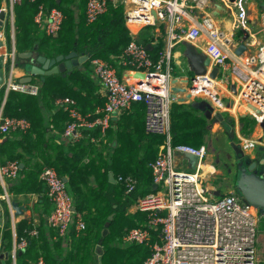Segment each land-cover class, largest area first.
I'll return each instance as SVG.
<instances>
[{"label":"built area","instance_id":"obj_1","mask_svg":"<svg viewBox=\"0 0 264 264\" xmlns=\"http://www.w3.org/2000/svg\"><path fill=\"white\" fill-rule=\"evenodd\" d=\"M38 0H10L6 10L10 20H14V7L24 2L36 3ZM124 0H87V23L93 24L102 17L111 5L116 6ZM126 6V23L132 26H153L165 24L172 43L154 62L149 49L136 40H132L121 56L120 63L128 68L126 78L120 79L117 69L108 61L95 59L93 71L105 91L106 101L95 112L83 114L76 100L66 97L59 99L57 105L68 113V124L64 137L73 142L82 139L84 130L99 129L101 137H106L112 120L120 117L134 103H143L146 108L145 130L147 134L165 137V143L155 162L151 164L154 185L157 189L141 197L134 204V211L144 215V227L132 229L124 238L125 244L146 245L151 255L143 264H259L257 257V237L259 223L264 214L249 203H243L234 196H226L211 201L206 196L204 177L201 173L206 158L205 146L194 148L189 145L172 146L171 106L172 97V49L173 41L196 42L200 38L207 41L205 54L211 59L208 71L216 66L220 68L217 79L208 76L198 77L197 88L190 93L194 98L202 95L210 97L214 106L224 108L210 91H216L221 97L218 85H235L239 99L264 115V43L250 40L258 34H264V13L261 18L262 29L254 32L253 16L256 15L253 0H129ZM216 5L224 7L223 11ZM215 13H218L217 15ZM219 19L230 21L231 28H223ZM65 15L58 8L46 9L39 6L35 15L36 25L47 36L56 35L62 28ZM243 32V39L235 41L236 32ZM248 52L237 56L235 50L244 42ZM233 47H235L233 49ZM254 49L249 52V49ZM11 53L6 54L9 58ZM234 56V57H233ZM13 66L9 78L5 80L3 91L5 98L11 92L38 96L37 84L13 81ZM137 72L150 73L141 84L133 76ZM157 72L159 75H157ZM208 72V73H209ZM31 128L24 118L4 117L0 112V145L2 138L11 133ZM92 142L98 143L95 138ZM244 143V147L252 146ZM190 154L199 158L196 171H179L175 164V155ZM19 163L12 162L0 167V177L17 178ZM47 188V194L53 204L48 225L58 237H65L74 229L79 235L87 228L81 213L74 211V198L67 183L53 167H45L40 177ZM117 181L125 187L126 196L133 194L138 180L131 176H119ZM4 197H0V199ZM160 233V241H153V233ZM38 237V229L18 239L13 254L28 248L29 240ZM33 264H46L40 256Z\"/></svg>","mask_w":264,"mask_h":264},{"label":"trees","instance_id":"obj_2","mask_svg":"<svg viewBox=\"0 0 264 264\" xmlns=\"http://www.w3.org/2000/svg\"><path fill=\"white\" fill-rule=\"evenodd\" d=\"M256 1L264 8V0ZM40 5L46 9L62 10L65 20L56 35H43V41L39 42L41 46H38L40 47L38 49L34 42L36 38L30 37L28 30L32 27L34 32H38L34 18ZM86 7L87 0H60V3L58 0H38L36 3L24 2L14 7L17 40L18 43H23L21 51L29 50L47 57H55L67 55L76 49L78 53L89 55L90 58L82 69L76 68L66 77L62 74L38 77L37 85L40 87L38 96L18 92H11L8 95L3 116L24 118L30 122L31 128L26 132L18 131L7 136L5 144L0 146V164L5 166L17 162L19 165H25L17 178H9L16 179V182L10 185L9 192L17 196L39 194L47 224L53 211V204L45 184L40 179L43 169L53 167L61 178L68 180V190L87 228L79 235L72 229L67 235L73 239L74 249L66 263L72 261L73 264H143L151 255L150 248L138 244L123 245L122 240L132 229L145 226L146 219L142 213L130 214L128 210L139 198L154 191L151 164L155 162L161 146L165 143L164 136L146 133L145 105L141 102L134 103L131 109L122 113L116 123L117 145L112 149L106 145L105 154L98 148L104 142L99 129L84 130L83 137L78 142L67 139V145L59 144L44 116V112H51L57 108L56 103L59 99L66 97L76 100L83 114L95 112L98 107L104 105L106 97L100 95L101 84L93 71L95 59L111 63L117 69L120 79H123L124 72L128 70L120 63L121 56L133 39L126 25V6L121 3L111 5L93 24L87 23ZM160 30L161 34L158 35L155 27L147 26L143 29V37L138 40L146 47L148 44L151 45L149 53L154 62L159 60L166 48L167 31L164 24L160 25ZM242 38L243 32L240 31L237 39ZM175 69L176 65L172 61V73ZM4 96L5 92L2 90L0 110ZM202 101L196 99L188 104L173 101L171 106L173 147L189 145L200 148L206 145L211 133V122L195 103ZM70 121L68 113L59 109L53 120L55 130L65 133ZM225 122L227 123H224L225 126L230 124L234 129L233 119L227 118ZM240 122L244 124L242 136L249 138L256 128L257 120L253 117H242ZM111 130L110 128L107 131V136L112 135ZM93 138L99 142H92ZM110 173H113L116 181L119 176L137 179L139 184L136 191L126 196L124 185L119 181L111 182ZM111 215H115V219L109 223ZM108 223L110 234L103 238ZM33 229L31 222L21 221L17 226L18 238L27 236ZM51 230L56 236L57 233ZM152 236L153 241H160V233L154 232ZM63 239L60 237L59 243ZM29 241L27 250L21 253L19 264H33L40 256L45 258L46 264H57L48 251L44 230L39 229L38 237Z\"/></svg>","mask_w":264,"mask_h":264},{"label":"crops","instance_id":"obj_3","mask_svg":"<svg viewBox=\"0 0 264 264\" xmlns=\"http://www.w3.org/2000/svg\"><path fill=\"white\" fill-rule=\"evenodd\" d=\"M10 0H0V11L2 10H7L9 8ZM253 21H252V28L254 25H256L258 20H255V18H259V12L255 13ZM79 14L77 15V17ZM219 23L222 25L223 28L230 29L231 28V23L230 21H226L225 19H219ZM224 23V24H223ZM160 25L155 27V31L158 35L161 34L160 30ZM165 25V24H164ZM147 27V26H146ZM153 27V26H152ZM166 31H167V36H166V46L168 47L170 43H172L171 38L168 34L167 26ZM132 36V40H140L142 34H143V29L145 27H140V26H132L128 27ZM240 33V31L236 32V37L235 41L237 43L241 42L237 39V34ZM28 35L30 37H35V46H41L39 42L43 41V35L44 32L38 27V32H34L33 28L31 27L28 30ZM262 34H258L256 37L251 38L250 40H257L260 43H264V36L260 38ZM143 37V36H142ZM1 39L5 42V44L10 43L13 53L16 55L18 53H23V52H31L29 50L21 51L20 47H23V43L19 42L17 40V29L15 26V11H14V20H7L6 23V29H3L1 32ZM243 39V38H242ZM156 43V42H154ZM174 47L172 49V61L176 65V69L173 72V79H184L187 76H189V67H188V62L186 58V53H185V47L183 45V42L179 41H173ZM193 44L196 45V47L205 53L206 47H207V41L204 38H200L198 41L194 42ZM148 49H151V45H147ZM235 47H233L234 49ZM40 49V47H38ZM254 49L250 48L249 52H252ZM236 51V50H235ZM34 52V51H33ZM248 52V50L246 51ZM10 53L6 47H2L0 49V54L1 55H6ZM35 54L43 55L39 52H34ZM47 57V56H46ZM234 57V56H233ZM9 60V58H6ZM14 61L16 63L20 64V67L18 68H13V81L22 83L27 79V75L25 73V70L21 66L22 63H24L22 60L18 59L17 56H14ZM9 73L6 76V80L9 78ZM127 73L124 72V77L126 78ZM39 78H34L30 84H37ZM101 86V85H100ZM173 86V85H172ZM185 85L183 84L182 80L179 82V84L176 87H184ZM234 85L230 86H225L220 83L218 85V88L220 90L221 96H224L226 99H228V105L227 107L230 109L229 113H231V116L233 120L235 121V127H234V135L236 139L241 140V146L244 151H248L249 153H246L247 155H250L252 158H255L257 155V152L261 149H264V115L258 112L255 106L250 105L248 101H245L243 99H239L238 97L235 96V94L232 91V87ZM100 95L105 96V91L100 87ZM180 97H183L182 95ZM196 99H201L203 101H207L211 106L213 105V102L211 101L210 97L206 95H202L198 98H193L192 100H188L185 102L186 104L190 103L191 101H195ZM234 102V106H231V102ZM6 103V98L4 96L3 104H2V109L0 110L3 111L4 105ZM57 105V103H56ZM61 109L58 105L57 108L51 112H44V116L49 123V128L52 130L53 135L55 137V140L59 144H64L67 145V139L64 137V133H60L54 128V116L57 114L58 110ZM244 117H253L257 120V125L256 128L253 132V134L249 138H245L241 134V130L244 126L240 122V118ZM119 117H115L112 120L111 124V131L113 132L112 135L107 136L104 138L103 145H107L106 147H115L117 145V142L115 140L116 136V130L117 126L116 123L118 121ZM215 127H218L216 125ZM115 140V141H114ZM7 141V137L2 138V143L0 146L4 145L5 142ZM66 143V144H65ZM244 143H252V146H249L248 148L244 147ZM115 145V146H114ZM162 147V146H161ZM161 151V148H160ZM183 155H175V164L176 168H182V163H183ZM187 162V161H186ZM24 165V164H23ZM188 165V162H187ZM0 167L1 164H0ZM25 167V165H24ZM201 173L204 177H210V176H217L220 175V172L217 170L215 167L214 163L212 161L206 162L202 165V170ZM16 179L14 180H9V178L6 177H0V197H4V199H0V257H1V264H19L20 261V256L21 253L25 252L27 249L24 251H19L16 257L13 254V250L15 245L18 242V235H17V226L18 223H20L23 220H28L31 222L33 228L35 229H40L44 230L45 232V238L48 243V251L50 255L53 257L54 261H56L57 264L63 263V264H73V262H67L66 259L70 258L71 255L73 254V239L71 236L63 237L64 239L59 243L60 237L57 235H53V231L50 229L49 225L47 224V217L46 215L42 212V200L39 196V194H32V195H14L9 192V187L11 184L15 183ZM215 195H219L218 192L215 193ZM12 204H15L17 207H19L22 210H26L25 214L23 216H15L14 212L12 211ZM134 206V205H133ZM132 206V209L134 208ZM134 213V209H133ZM9 223V225H8ZM9 231V233H8ZM264 241V237L260 239V242ZM30 242V241H29ZM123 245H127L124 242H122ZM101 254V253H100ZM6 255L9 256L8 261L5 259ZM258 261L259 264H264V250L262 254L258 255Z\"/></svg>","mask_w":264,"mask_h":264},{"label":"water","instance_id":"obj_4","mask_svg":"<svg viewBox=\"0 0 264 264\" xmlns=\"http://www.w3.org/2000/svg\"><path fill=\"white\" fill-rule=\"evenodd\" d=\"M58 3H60V0H58ZM216 9L223 11L224 7L216 5ZM215 14L217 15L218 13ZM8 18L9 16L7 11H0V49L6 45L8 51L11 53V55L9 56V60L6 59V55L0 54V92L3 90L6 76L11 67H20V64L14 61V56H17L18 59L24 62L21 64V66L25 70L27 79L22 83H30L36 77L45 78L58 74H62L64 77H66L67 75L72 74L74 69H82L83 65L90 58L89 55L78 53L76 49L67 55L62 54L55 57H46L43 55L35 54L34 52H23L15 55L10 43L8 42V44H5V42L1 39V32L3 29H6ZM248 38L249 35L247 34L244 37V42L240 44L236 49L235 52L237 56H242L247 51L245 41ZM183 45L185 47L190 74L184 79L175 78L171 82L173 85L171 88L172 97L179 103H185L188 100H192L194 98L190 91L197 88L195 81L198 79V77L208 76V79L210 81L215 80L217 79L220 71V68L218 66L214 67L211 73L208 71L211 66V59L204 52L200 51L195 44L185 41L183 42ZM157 75H159L158 72ZM133 77L142 84L146 78L150 77V73L137 72ZM181 80L185 86L181 88L176 87L179 82H181ZM205 88L210 91L211 95H213V97L217 101L221 103L223 102V99L225 98L224 96L220 97L216 91L210 89L207 85L205 86ZM232 91L236 96L238 95V90L235 85L232 87ZM181 95L183 97H180ZM195 103L202 109L205 117L208 120H211L213 118L212 107L207 101ZM231 106H234L233 101L231 102ZM233 150L238 157V174L236 183L237 190L238 192H240L241 196L246 202H248L250 205L264 214V171L257 172V161L252 158L248 159L247 154L245 153L241 145H233ZM183 159L188 162V171H186V174H188L190 171H196L198 169V157L190 154H183ZM19 168L20 170H23L24 165L20 164ZM109 178L111 182L117 183L113 173L109 174ZM64 181L66 183L68 182L66 178H64ZM156 189L157 185H154L153 190L155 191ZM73 210L77 211L76 208H74ZM12 211L14 212L15 216H23L26 212V210L20 209L15 204H12ZM113 218L114 216L111 215L109 217V221H112ZM107 233L108 230H104L103 236L105 237ZM5 259L8 261L9 256L6 255Z\"/></svg>","mask_w":264,"mask_h":264},{"label":"rangeland","instance_id":"obj_5","mask_svg":"<svg viewBox=\"0 0 264 264\" xmlns=\"http://www.w3.org/2000/svg\"><path fill=\"white\" fill-rule=\"evenodd\" d=\"M255 3V11L259 12V18H261V15L264 13V8L258 3L256 0H253ZM121 4L125 6H130L129 0H124ZM263 9V10H262ZM224 24V23H223ZM262 20L259 19L256 23V25L253 26L254 32H258L262 29ZM127 25V23H126ZM127 27H129L127 25ZM264 36L262 34L260 38ZM92 70V68H91ZM38 78V77H37ZM228 99H223V105L224 108H219L218 106H211L213 110V118L210 120V129L211 133L209 134L208 141L206 145L207 155L206 158L203 160L204 163L212 161L217 168V170L220 172V175L210 176L206 177L204 181V189L206 190V196L210 198L211 201H217L220 200L226 196H234L238 198L243 203H248L244 200V198L241 196L240 192L237 190V162L238 157L234 153L233 145L236 143L240 145L242 142L240 139H236L234 135V129L233 127L228 124L227 126L224 125L225 119H233L231 116V113H229L230 110L228 105ZM204 113V112H203ZM227 124V123H226ZM218 125V127H215ZM237 141V142H236ZM239 141V142H238ZM99 150L105 154V145L100 144L98 146ZM111 149V147H109ZM246 153H249L248 151H245ZM248 159H251L252 157L250 155H247ZM255 159L258 163L257 172L264 171V149H261L257 152V155ZM179 171H188V165L186 160L182 163V168H177ZM218 192L219 195H215V193ZM130 214L137 213L134 211L132 207L128 210ZM115 219V215H113ZM112 220V221H113ZM110 221L109 223H111ZM1 223V219H0ZM109 223L106 225L105 230H108V233L105 237L109 236ZM103 236V238H105ZM264 237V221L259 223L258 226V237H257V257L258 255L262 254L264 250V241L260 242V239ZM123 242V240H122Z\"/></svg>","mask_w":264,"mask_h":264}]
</instances>
